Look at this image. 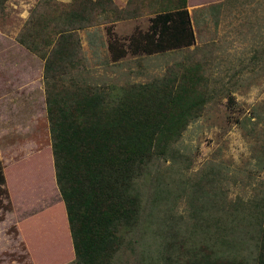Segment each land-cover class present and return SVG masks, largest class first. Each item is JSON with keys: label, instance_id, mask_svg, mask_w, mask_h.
I'll return each instance as SVG.
<instances>
[{"label": "rangeland", "instance_id": "1", "mask_svg": "<svg viewBox=\"0 0 264 264\" xmlns=\"http://www.w3.org/2000/svg\"><path fill=\"white\" fill-rule=\"evenodd\" d=\"M70 1L1 4L0 264L74 261L54 181L48 88L110 87L138 99L141 87L165 83L203 102L165 153L156 148L146 160L138 227L122 236L111 264H254L264 211V0H185L192 44L117 59L109 36L126 43L176 2L106 0L95 25L71 31L73 67L44 76L48 34Z\"/></svg>", "mask_w": 264, "mask_h": 264}, {"label": "trees", "instance_id": "2", "mask_svg": "<svg viewBox=\"0 0 264 264\" xmlns=\"http://www.w3.org/2000/svg\"><path fill=\"white\" fill-rule=\"evenodd\" d=\"M175 2L171 9L154 14L148 30L130 36L125 46L109 36L111 57H122L127 50L153 53L192 44L185 0ZM2 3L0 0V8ZM102 3L106 0L70 1L60 24L48 34L53 39L47 40L51 49L44 59V76L67 72L61 64L73 67L71 31L95 25L96 7ZM104 10L102 7L99 12ZM150 88L141 87L138 99L125 92L112 94L110 87L58 93L48 88L46 111L54 181L66 215L72 264H111L122 236L138 227L141 199L136 182L150 153L163 148L159 154H164L198 115L202 95L190 98L185 90H172L167 83ZM254 227V264H264V211L256 216ZM200 264L219 263L204 259Z\"/></svg>", "mask_w": 264, "mask_h": 264}, {"label": "crops", "instance_id": "3", "mask_svg": "<svg viewBox=\"0 0 264 264\" xmlns=\"http://www.w3.org/2000/svg\"><path fill=\"white\" fill-rule=\"evenodd\" d=\"M131 36H132V35H131ZM129 38H130V37H129ZM129 38H128V39H129ZM119 42H120V41H119ZM127 42H128V40H127ZM127 42H126V43H122V45L125 46V45L127 44ZM120 43H121V42H120ZM106 47H107V43H106ZM107 50H108V49H107Z\"/></svg>", "mask_w": 264, "mask_h": 264}]
</instances>
